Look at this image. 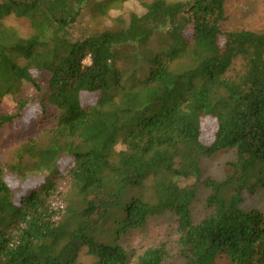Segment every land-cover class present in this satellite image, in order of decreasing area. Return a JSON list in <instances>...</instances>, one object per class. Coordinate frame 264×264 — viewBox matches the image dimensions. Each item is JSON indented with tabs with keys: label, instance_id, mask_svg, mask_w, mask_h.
<instances>
[{
	"label": "trees",
	"instance_id": "trees-1",
	"mask_svg": "<svg viewBox=\"0 0 264 264\" xmlns=\"http://www.w3.org/2000/svg\"><path fill=\"white\" fill-rule=\"evenodd\" d=\"M93 1L0 0V102L20 82L35 89L0 112V135L13 140L0 159V264H79L83 250L95 264H128L122 236L168 212L183 264H264V210L242 206L264 188V31L224 30L226 0H151L76 34ZM12 16L33 32L6 25ZM227 148L237 160L226 178L202 180V158ZM62 160L34 186L7 181ZM201 181L212 211L196 222ZM167 255L149 247L133 264Z\"/></svg>",
	"mask_w": 264,
	"mask_h": 264
},
{
	"label": "rangeland",
	"instance_id": "rangeland-1",
	"mask_svg": "<svg viewBox=\"0 0 264 264\" xmlns=\"http://www.w3.org/2000/svg\"><path fill=\"white\" fill-rule=\"evenodd\" d=\"M151 0H121L116 3L115 7L109 9L108 14L103 15L101 6H107L106 0H94L92 8L79 19V23L75 28V33H80V27H87L88 25L95 24H109L114 21L116 16L127 18L131 11H141V3ZM173 1H186V0H166ZM96 2V3H94ZM97 2L102 5H98ZM8 26L14 27L17 32L22 36H29L33 29L30 22L24 18L9 17L4 20ZM222 28L226 31H239V30H254L264 31V0H226V19L221 24ZM239 66V61H238ZM19 90L14 94L7 95L0 102V112L11 107L16 100L24 93L33 94L35 89L32 85L26 82L18 83ZM185 95V90H182L176 98H181ZM98 96L97 91L83 92L82 98L84 104L95 101ZM32 117L30 114L27 118ZM30 120V119H29ZM135 126V124H134ZM202 140L203 142H210L213 138L215 131V122L210 119H205L203 123ZM120 133L118 141L115 145V150H121L125 147L123 143V134ZM13 140L9 138L6 133L0 135V159L5 160L10 156L12 150ZM237 160V153L235 148L223 149L212 156L203 157L201 166L203 170L202 180L206 178H214L217 180L225 179L230 170V163ZM66 161L62 160L50 170L42 172H32L27 177L22 178L18 175H10L7 177L9 184L15 188L23 187V180L25 184L32 186L40 182L46 175L52 176L57 171L63 170ZM25 188V187H24ZM211 190L201 181L198 185V193L192 204L193 217L196 222H200L211 213V208L207 203V198ZM243 208L252 209L259 208L264 210V188L257 193L245 194V199L242 203ZM101 239L104 237L99 234ZM120 243L126 248L129 253V263L136 262L138 257L149 247L165 246L167 250V262L170 264H183L185 261L182 248L179 244V230L177 216L173 213H166L158 216L151 217L144 228L133 229L120 239ZM79 264H95V258L89 255L86 250H83L79 256Z\"/></svg>",
	"mask_w": 264,
	"mask_h": 264
},
{
	"label": "built area",
	"instance_id": "built-area-1",
	"mask_svg": "<svg viewBox=\"0 0 264 264\" xmlns=\"http://www.w3.org/2000/svg\"><path fill=\"white\" fill-rule=\"evenodd\" d=\"M85 63H90V56H88L85 60H84Z\"/></svg>",
	"mask_w": 264,
	"mask_h": 264
}]
</instances>
